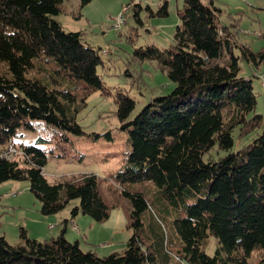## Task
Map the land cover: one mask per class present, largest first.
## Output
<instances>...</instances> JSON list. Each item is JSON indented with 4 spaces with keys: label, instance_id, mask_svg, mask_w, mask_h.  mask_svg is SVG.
Instances as JSON below:
<instances>
[{
    "label": "trees",
    "instance_id": "trees-1",
    "mask_svg": "<svg viewBox=\"0 0 264 264\" xmlns=\"http://www.w3.org/2000/svg\"><path fill=\"white\" fill-rule=\"evenodd\" d=\"M64 0H0V183L28 180L42 215L63 210L70 218L96 222L122 206L131 231L122 252L98 256L68 241L66 222L57 236L39 240L19 228L20 241L0 235V264H264V129L231 151L232 131L242 137L263 125L252 78L240 74L239 60L264 66L263 46L252 50L235 39L234 25H222L213 0H183L174 42L167 48L137 46L133 57L155 60L174 83L128 119L135 101L118 89L116 117L126 131L122 164L106 177L83 173L49 181L47 153L35 142L15 141L20 128L36 130L42 121L53 131L58 156L77 153L68 134L82 135L77 114L88 95L109 88L98 72L100 48L83 42L81 31H66L54 15ZM91 0H80L85 5ZM140 13L167 16L168 1L156 11L132 0ZM8 140L20 150L5 155ZM224 156L203 159L213 146ZM110 181L112 185H105ZM216 239L213 254L205 246ZM259 253L251 262L252 252Z\"/></svg>",
    "mask_w": 264,
    "mask_h": 264
},
{
    "label": "rangeland",
    "instance_id": "rangeland-1",
    "mask_svg": "<svg viewBox=\"0 0 264 264\" xmlns=\"http://www.w3.org/2000/svg\"><path fill=\"white\" fill-rule=\"evenodd\" d=\"M131 1L91 0L81 5L80 0H64L62 11L54 15L64 30L81 31L84 43L100 48L103 63L98 65V72L110 92L96 90L88 95L85 107L76 117L85 133L68 134L77 150L72 156H58L61 152L56 150L52 141L53 131L42 121H36L39 124L36 130H18L21 137H16L15 141L23 139L35 142L39 138L43 139L38 144L47 153L43 173L49 181L83 173L106 177L107 173L122 164L126 153V131L120 128L115 114L114 96L118 89L135 101L128 116L131 119L153 97L166 94L174 87V83L155 60L139 61L133 57V50L146 44H154L159 48L171 45L179 22L177 9L182 8L183 0H167V16H150L148 10L143 9L140 13L142 25L134 20L132 8L126 6ZM135 1H140L142 5L148 4L156 11L162 0ZM213 3L221 9L220 23L234 25L235 39L239 44H246L254 51L262 48L263 40L259 35L264 28V0H213ZM119 16L123 17V22L118 28L116 24ZM239 65L240 74L252 78L256 93L255 109L248 116L258 113L264 119V87L259 77L261 73L264 76V66L256 68L243 59L239 60ZM263 129L264 120L261 127L240 137L239 127H235L232 131L231 151L251 142ZM226 153L215 145L204 154L203 159H216ZM106 184L112 185L110 181ZM75 204H78V199L71 200L58 213L42 215L39 201L29 190L28 180L4 181L0 183V235L10 244H16L20 241L19 228L23 227L32 238L44 240L55 237L62 227L61 220L64 216L70 217V208ZM73 224H67L65 238L70 242L78 240L81 249L92 250L98 256L122 252L131 234L127 229V216L122 206L113 208L104 221L96 222L81 214L80 219ZM215 247L216 239L211 235L205 249L208 254H213ZM258 258L256 250L252 252L250 261L256 262ZM169 264L188 263L172 260Z\"/></svg>",
    "mask_w": 264,
    "mask_h": 264
},
{
    "label": "built area",
    "instance_id": "built-area-1",
    "mask_svg": "<svg viewBox=\"0 0 264 264\" xmlns=\"http://www.w3.org/2000/svg\"><path fill=\"white\" fill-rule=\"evenodd\" d=\"M126 9V7H124V10ZM123 22V17L119 16L117 18V24L116 26L119 28L120 23ZM259 77L261 79V86L264 87V76L263 74H259ZM7 142H9V150L7 153H5L8 156H11V158H13L16 154L20 153L19 148L17 147V145L14 143V141L12 140H8Z\"/></svg>",
    "mask_w": 264,
    "mask_h": 264
},
{
    "label": "crops",
    "instance_id": "crops-1",
    "mask_svg": "<svg viewBox=\"0 0 264 264\" xmlns=\"http://www.w3.org/2000/svg\"><path fill=\"white\" fill-rule=\"evenodd\" d=\"M80 215L81 214H77L75 217H72V218H70L69 217V220L66 222V226H67V224L69 223V222H71L72 224H73V222L75 221H78L79 219H80ZM64 218H66V219H68V217H66V216H64ZM63 218V219H64ZM61 223V222H60ZM66 226H65V228H66ZM73 227H75L76 228V225L75 224H73ZM66 231V230H65Z\"/></svg>",
    "mask_w": 264,
    "mask_h": 264
},
{
    "label": "bare ground",
    "instance_id": "bare-ground-1",
    "mask_svg": "<svg viewBox=\"0 0 264 264\" xmlns=\"http://www.w3.org/2000/svg\"><path fill=\"white\" fill-rule=\"evenodd\" d=\"M8 150H9V149H8ZM7 152H8V151H7ZM1 156H8V155L5 154V155H1Z\"/></svg>",
    "mask_w": 264,
    "mask_h": 264
}]
</instances>
